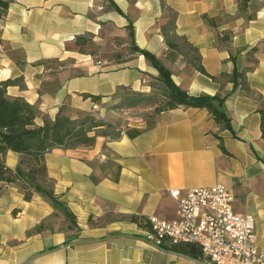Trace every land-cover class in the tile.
Wrapping results in <instances>:
<instances>
[{"label":"crops","instance_id":"1","mask_svg":"<svg viewBox=\"0 0 264 264\" xmlns=\"http://www.w3.org/2000/svg\"><path fill=\"white\" fill-rule=\"evenodd\" d=\"M134 45L190 95L225 98L232 128L207 109L181 107L136 138L123 131L92 147L54 149L48 176L79 229L42 196L25 201L3 184L0 264H207L180 246H154L130 217L173 220L171 190L216 184L235 193L237 212L254 216L264 251V0H15L0 19V83L19 80L7 95L34 106L39 125L61 112L104 118L129 97L121 91L148 98L160 76ZM4 161L15 169L20 156L9 151Z\"/></svg>","mask_w":264,"mask_h":264},{"label":"trees","instance_id":"2","mask_svg":"<svg viewBox=\"0 0 264 264\" xmlns=\"http://www.w3.org/2000/svg\"><path fill=\"white\" fill-rule=\"evenodd\" d=\"M9 5L10 2L0 0V19L7 12ZM131 37L134 38L133 30ZM167 41L171 44L169 39ZM171 45L173 46V44ZM174 47H177V44L174 43ZM133 48L136 52L142 53L160 72V76L153 83L154 90L150 95L152 101L149 102V104H153L156 118L163 112L181 107L204 108L212 114L216 124L226 130L232 128L231 120L224 110L225 98L220 95H190L173 82L170 70L154 55L139 49L135 45ZM190 50L193 53L192 61L200 62L196 50L192 47ZM195 65L201 73H205L204 68L199 63ZM240 77L237 72L232 75L233 81H237ZM18 83L19 80H8L0 83V192L2 185L8 184L18 186L23 192L25 201H31L36 194L42 196L52 204L58 214L64 216L68 228L71 231H77L79 226L75 216L60 200V196L56 194L54 189L55 183L48 176L45 157L57 148L92 147L100 136L117 140L122 134L120 132L115 133L112 124L99 120L91 114H83L81 117L73 119L61 112L55 120L45 119L44 123L39 125L37 123L38 110L34 106L23 99L8 97L7 88ZM136 96L134 94L133 97H127L122 102H131L129 106L133 107L135 102L132 103V101ZM93 99L94 101L97 100L95 97ZM156 123L157 120L150 123L145 129H128L126 134L130 138H136L145 130L152 129ZM261 131L264 139V110H261ZM218 138L221 140V137ZM221 148L225 150L222 142ZM9 151L20 156V163L15 169L10 168L4 161ZM119 172L120 167H118V175L115 179H118ZM130 221L138 224L142 229H151L148 219L133 216L130 217ZM42 228L43 226H40L36 230L41 231ZM179 250L203 259L201 250L197 246L184 245L180 246Z\"/></svg>","mask_w":264,"mask_h":264},{"label":"built area","instance_id":"3","mask_svg":"<svg viewBox=\"0 0 264 264\" xmlns=\"http://www.w3.org/2000/svg\"><path fill=\"white\" fill-rule=\"evenodd\" d=\"M93 108L98 109L97 103ZM170 195L178 202L177 218L148 219L147 239L154 246H197L207 264H264L255 218L235 210L230 188L216 184L171 190Z\"/></svg>","mask_w":264,"mask_h":264},{"label":"rangeland","instance_id":"4","mask_svg":"<svg viewBox=\"0 0 264 264\" xmlns=\"http://www.w3.org/2000/svg\"><path fill=\"white\" fill-rule=\"evenodd\" d=\"M126 96L133 97L134 95L126 91H121L119 93V97L121 99H124ZM151 101L152 99L150 97L139 99V97L136 96L132 101V103L135 102V106L133 107L129 106V103L131 102L118 101L108 107L109 114H105L104 118H97L112 124L115 128L113 129L115 133L120 132L123 134V131L128 130V125L147 127L150 123L156 121L157 119L154 114L153 104H149Z\"/></svg>","mask_w":264,"mask_h":264}]
</instances>
